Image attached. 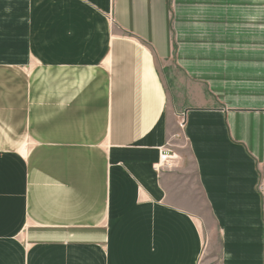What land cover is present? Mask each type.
<instances>
[{
  "label": "crops",
  "instance_id": "0c3cea01",
  "mask_svg": "<svg viewBox=\"0 0 264 264\" xmlns=\"http://www.w3.org/2000/svg\"><path fill=\"white\" fill-rule=\"evenodd\" d=\"M1 6L0 264H264V0ZM29 57L30 134L1 77ZM181 134L178 168L154 170ZM196 188L205 213L180 203Z\"/></svg>",
  "mask_w": 264,
  "mask_h": 264
},
{
  "label": "rangeland",
  "instance_id": "374dc122",
  "mask_svg": "<svg viewBox=\"0 0 264 264\" xmlns=\"http://www.w3.org/2000/svg\"><path fill=\"white\" fill-rule=\"evenodd\" d=\"M46 11H44L43 8H39L38 14L43 15V13H46V15H50V5L51 4H46ZM2 7V8H1ZM0 9L2 10L0 12V15H2V20L3 23L7 22V16L10 18L11 13H14L10 10V8L1 6ZM26 8H22L20 13H26ZM13 10V9H12ZM5 13L7 15H5ZM24 30V27H23ZM7 36L10 34H6L3 31H1V25H0V36ZM37 47V44L34 46ZM2 52H4V58H10L12 53L9 52V47L8 46H3L2 47ZM27 69L23 68L24 70L21 71H13L10 73V71H3L1 74V77L7 78L9 75L13 77L15 80H19L21 82V85L16 86V87H2V94L3 95H13V105L16 106V109L18 110V116H19V123L25 126L27 132L30 134L31 131V126L32 124H36L38 127H41L43 124V106L44 102H42V79H43V70H39L41 66H39L37 60L32 59L29 57V63L28 66L26 67ZM10 73V74H9ZM53 83V81H52ZM58 93V88L56 87V91L52 92V95H57ZM6 105V104H4ZM48 105V103H47ZM9 108H3V110H6ZM178 123V129L181 133V129L183 127L180 126V123ZM167 144L164 146L167 149H172L176 157L174 158V161L170 163L171 165H166L163 168L159 170L160 171H166V170H174L178 168V163L180 164V159L182 158V153L187 151V147L185 146L182 134L178 136H169L168 141L166 142ZM179 162H176V161ZM192 175H189V178H191ZM196 190V198H183L180 199V203L184 204L187 208L189 209H194L196 212L200 213H205V205L200 198V193H198L197 188ZM206 215V214H205ZM207 216V215H206ZM19 240H24L22 238V235L20 234L18 236ZM216 242V241H215ZM213 242V244L215 243ZM218 243L216 242L213 245V249L211 251L212 254H218ZM206 256V255H205ZM204 259V257H203ZM217 260L214 257V259L211 261L212 263H215Z\"/></svg>",
  "mask_w": 264,
  "mask_h": 264
},
{
  "label": "built area",
  "instance_id": "2783aa9c",
  "mask_svg": "<svg viewBox=\"0 0 264 264\" xmlns=\"http://www.w3.org/2000/svg\"><path fill=\"white\" fill-rule=\"evenodd\" d=\"M184 122L180 123V126L183 127ZM175 158V155L172 154L166 147H163V150H161L159 155V160L157 163L153 165L154 170L159 172L161 168H163L166 165H169L171 160Z\"/></svg>",
  "mask_w": 264,
  "mask_h": 264
}]
</instances>
